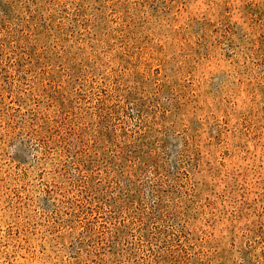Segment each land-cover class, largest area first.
<instances>
[{
	"label": "rangeland",
	"instance_id": "1",
	"mask_svg": "<svg viewBox=\"0 0 264 264\" xmlns=\"http://www.w3.org/2000/svg\"><path fill=\"white\" fill-rule=\"evenodd\" d=\"M0 264H264V0H0Z\"/></svg>",
	"mask_w": 264,
	"mask_h": 264
}]
</instances>
